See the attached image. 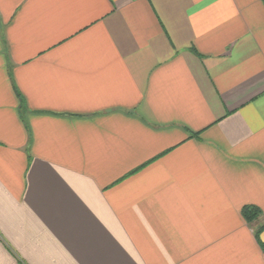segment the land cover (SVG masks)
<instances>
[{
  "label": "crops",
  "instance_id": "0c3cea01",
  "mask_svg": "<svg viewBox=\"0 0 264 264\" xmlns=\"http://www.w3.org/2000/svg\"><path fill=\"white\" fill-rule=\"evenodd\" d=\"M263 224L264 0H0V264H264Z\"/></svg>",
  "mask_w": 264,
  "mask_h": 264
},
{
  "label": "trees",
  "instance_id": "16d2710c",
  "mask_svg": "<svg viewBox=\"0 0 264 264\" xmlns=\"http://www.w3.org/2000/svg\"><path fill=\"white\" fill-rule=\"evenodd\" d=\"M242 214L246 221H248L250 224H253L255 221H257L260 216L262 215V210L256 206H245L242 209ZM264 230V224L261 225L256 231V237L257 239L260 238V233ZM264 247V244L262 245Z\"/></svg>",
  "mask_w": 264,
  "mask_h": 264
}]
</instances>
